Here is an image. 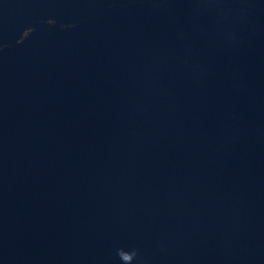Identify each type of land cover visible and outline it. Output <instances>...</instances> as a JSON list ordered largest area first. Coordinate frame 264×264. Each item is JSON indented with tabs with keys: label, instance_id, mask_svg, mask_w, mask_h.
I'll return each instance as SVG.
<instances>
[{
	"label": "water",
	"instance_id": "95a60500",
	"mask_svg": "<svg viewBox=\"0 0 264 264\" xmlns=\"http://www.w3.org/2000/svg\"><path fill=\"white\" fill-rule=\"evenodd\" d=\"M0 264H264V0H0Z\"/></svg>",
	"mask_w": 264,
	"mask_h": 264
}]
</instances>
